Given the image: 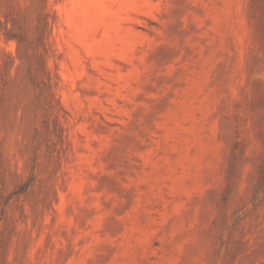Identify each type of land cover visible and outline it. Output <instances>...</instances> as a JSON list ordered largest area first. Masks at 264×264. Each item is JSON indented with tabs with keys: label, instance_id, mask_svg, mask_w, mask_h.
<instances>
[{
	"label": "rangeland",
	"instance_id": "rangeland-1",
	"mask_svg": "<svg viewBox=\"0 0 264 264\" xmlns=\"http://www.w3.org/2000/svg\"><path fill=\"white\" fill-rule=\"evenodd\" d=\"M0 264H264V0H0Z\"/></svg>",
	"mask_w": 264,
	"mask_h": 264
}]
</instances>
